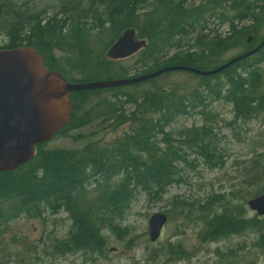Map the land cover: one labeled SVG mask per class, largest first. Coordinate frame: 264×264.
Here are the masks:
<instances>
[{
  "label": "trees",
  "instance_id": "trees-1",
  "mask_svg": "<svg viewBox=\"0 0 264 264\" xmlns=\"http://www.w3.org/2000/svg\"><path fill=\"white\" fill-rule=\"evenodd\" d=\"M247 19L252 24L239 27L235 23ZM211 20L228 24L231 33L224 37L216 31L214 35L205 33ZM128 28L147 40V46L138 52L133 76L178 65L213 70L231 60L222 62L220 56L226 51L243 46L246 50L242 53H246L260 45L264 38V0H200L196 6L189 0H0V35L9 42L1 48L35 46L51 70H61L73 82L130 78L126 71L113 72V64L119 60H105L107 48ZM192 32L197 33L195 38ZM249 35H253V41L244 42ZM199 76L201 84L196 88L178 85L138 91L155 77L111 88L117 92L115 96H126L125 103L135 105L125 116L115 115L118 108L111 100L98 103L91 111L81 110L89 93L107 89L73 92L71 124L57 135L93 124L96 118L103 122L116 120V126L130 122V131L111 143L88 141L78 150H47V143L38 144L36 156L27 164L15 171L0 172V224L10 200L15 201L14 208L20 213L31 216H41L46 208L62 209L73 218L74 230L58 250L100 249L104 242L101 227L123 210L132 194L133 181L137 180L150 195H158L172 181L174 163L188 154L183 149L199 152L208 160L216 155L210 124L216 122L218 113L204 104L202 87L222 98L228 84L225 99L231 100L237 114L244 117L264 107V47L222 72ZM131 88L135 89L131 93L124 91ZM198 106L205 108L199 111L201 126L178 131L170 128L180 115L190 114ZM250 162L252 176L248 175L247 182L253 184L264 177V153L256 154ZM93 182L96 185L90 189ZM201 211L208 212V205ZM244 229L257 232L264 245V220L243 221L239 212L228 206L207 220L203 234L217 239Z\"/></svg>",
  "mask_w": 264,
  "mask_h": 264
},
{
  "label": "rangeland",
  "instance_id": "rangeland-1",
  "mask_svg": "<svg viewBox=\"0 0 264 264\" xmlns=\"http://www.w3.org/2000/svg\"><path fill=\"white\" fill-rule=\"evenodd\" d=\"M199 2L189 0L194 6ZM235 23L239 27L252 24L249 19ZM215 31L223 37L231 33L228 24L211 20L209 29L204 32L214 35ZM196 35V32L191 33L192 38ZM8 43L7 38L0 35V48ZM245 50L243 46L228 50L220 56L221 60L225 62ZM139 53L118 59L119 62L113 64V72L126 71L128 77L135 75ZM105 60H111L107 54ZM199 77L192 71H169L137 89H167L178 85L196 88L201 84ZM228 88L226 84L222 98L215 92H208L206 87L200 91L208 109L218 113L216 122L210 124L213 128L212 148L216 147L214 158L208 160L199 152L183 149V153L188 154L184 153L185 158L174 163L172 181L158 195H150L137 180L133 181L132 194L125 200L123 210L112 215L111 220L101 227L104 242L100 249L60 252L58 245L74 230L71 215L62 209L46 208L41 216H31L20 213L14 208L15 201L10 200L5 204L4 222L0 224V264H264V245L260 244L259 234L252 229L228 233L217 239L203 234L207 220L220 215L225 206L238 211L243 221L264 220V216L248 205L255 192L261 190L264 193V177L253 184L247 182L248 175L252 176L248 169L250 161L256 154L264 153V107L245 117L238 115L234 103L225 99ZM134 90L124 89L129 93ZM116 94L111 88L89 93L81 110L91 111L98 103L111 100L118 108L115 115H130L135 105L125 103L126 96L117 97ZM203 109L204 106H198L190 114L180 115L170 128L178 131L201 126L203 119L199 111ZM130 129V122L116 126V120L103 122L96 118L93 124L57 135L47 143L46 149L78 150L86 147L88 141L111 143ZM160 140L161 136H158L156 141ZM160 144L164 147L162 142ZM95 185V182L90 184V189ZM206 205L208 212L204 213L201 208ZM160 212L168 215V221L160 239L154 242L148 236V221L154 213Z\"/></svg>",
  "mask_w": 264,
  "mask_h": 264
},
{
  "label": "water",
  "instance_id": "water-1",
  "mask_svg": "<svg viewBox=\"0 0 264 264\" xmlns=\"http://www.w3.org/2000/svg\"><path fill=\"white\" fill-rule=\"evenodd\" d=\"M249 35L247 43L253 41ZM147 46L134 28L125 30L107 49L111 60L128 58ZM264 47L260 45L225 62L213 70H199L186 66H168L153 73L130 78L95 80V82L69 81L61 70H51L42 53L30 45L0 48V172L15 171L27 164L37 154L38 144L50 142L64 127L71 124L75 104L71 94L83 90L131 86L166 74L169 71H193L211 76L225 70L239 60L248 58ZM251 210L264 216V193L248 201ZM168 215L154 213L148 221V236L159 240Z\"/></svg>",
  "mask_w": 264,
  "mask_h": 264
}]
</instances>
